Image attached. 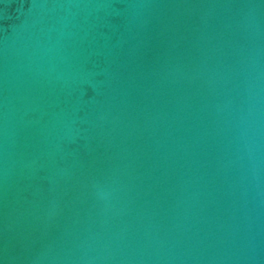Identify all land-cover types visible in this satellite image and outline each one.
<instances>
[{"label":"water","instance_id":"1","mask_svg":"<svg viewBox=\"0 0 264 264\" xmlns=\"http://www.w3.org/2000/svg\"><path fill=\"white\" fill-rule=\"evenodd\" d=\"M0 264H264V0H0Z\"/></svg>","mask_w":264,"mask_h":264}]
</instances>
